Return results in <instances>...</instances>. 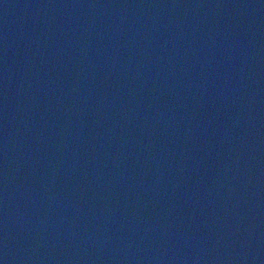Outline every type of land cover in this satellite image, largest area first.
<instances>
[{
    "label": "water",
    "instance_id": "1",
    "mask_svg": "<svg viewBox=\"0 0 264 264\" xmlns=\"http://www.w3.org/2000/svg\"><path fill=\"white\" fill-rule=\"evenodd\" d=\"M0 264H264V0H0Z\"/></svg>",
    "mask_w": 264,
    "mask_h": 264
}]
</instances>
